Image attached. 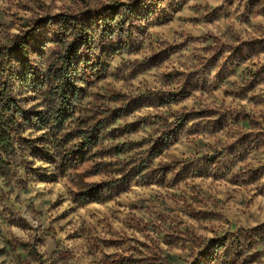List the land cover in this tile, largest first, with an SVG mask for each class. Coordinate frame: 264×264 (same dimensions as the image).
Returning <instances> with one entry per match:
<instances>
[{
  "label": "rangeland",
  "instance_id": "1",
  "mask_svg": "<svg viewBox=\"0 0 264 264\" xmlns=\"http://www.w3.org/2000/svg\"><path fill=\"white\" fill-rule=\"evenodd\" d=\"M130 1L0 0V49L34 31V46L39 51L33 50L30 58L42 78V65L49 63V55L64 43L73 44L72 32L55 24L63 15L78 14L85 5L100 8ZM170 10L173 16L165 23H150L140 52L111 56L104 75L94 77L92 69L98 59L109 58L108 39L95 36L98 50L80 46L81 55L92 56V62L85 65L87 76L79 83L84 93L58 131L53 124L40 123L39 115L48 113L47 87L40 92L30 89L19 70L9 82L8 95L19 113L13 133L15 155L0 161V264H204L205 252L226 237L230 228L264 225V144L243 155L229 171L202 176L195 171V163L217 145L216 139L221 138L217 134L207 139L195 133L184 135L153 160L152 168L159 172L153 173L151 181H134L105 202H75L84 184L114 179V165H102L94 172L99 163L114 162V141H141L154 133L151 122L157 120L153 118L175 117L183 108L223 101L224 89L215 93L209 89L203 99L195 94L164 107L154 99L171 89L168 74L195 64L205 46L202 39L263 43L239 71L259 70L262 79L236 104L264 123V0H177ZM167 45L183 50L162 64L148 63L154 52ZM233 98H226L227 105ZM124 105L129 106L126 120L104 124L106 138L93 150L98 158L77 169L60 171L65 151L73 150L69 147L78 142L62 144L64 135ZM118 124L134 133L121 136V131L114 132ZM166 168L170 172L163 178ZM261 259L264 251L252 264ZM252 261L247 256L243 260L245 264ZM237 263L234 256L219 261Z\"/></svg>",
  "mask_w": 264,
  "mask_h": 264
},
{
  "label": "trees",
  "instance_id": "2",
  "mask_svg": "<svg viewBox=\"0 0 264 264\" xmlns=\"http://www.w3.org/2000/svg\"><path fill=\"white\" fill-rule=\"evenodd\" d=\"M173 1L177 0H131L129 3H117L114 6L100 8L85 5L84 10L78 14L63 15L55 24L65 27L66 33L72 32L74 41L73 44H62L59 51L49 55V63L42 65L44 69L42 78L39 77L42 76V72L32 67L30 58L33 50L39 51L34 46L36 35L34 31L27 33L20 40H14L9 48L2 47L0 49V161L5 162L6 158L14 156L16 152L13 133L16 131L15 116L18 115L19 109L15 100L8 95V85L9 82H13L18 70L22 72V80L35 92L47 87L48 113L45 117L39 115V119L43 126L53 124L52 128L58 131L70 119L78 97L84 93L79 83L87 76L85 65L92 62V56L81 55L80 46L98 50L93 41L95 36L100 34L102 38L108 39L111 44L108 51L106 50L110 52L109 58L98 59L92 69L94 77L104 75L111 56L115 58L118 54H134L144 48L147 40L145 35L148 33L150 23L153 21L161 25L168 21L173 16L170 10ZM209 39L200 40L205 46L202 53L197 55L195 64L187 68L174 69L168 74L171 89L163 94H157L154 99L158 101L157 106L164 107L178 104L195 94H199L200 99H203L209 89L210 93L224 89L223 101L220 104L213 101L190 110L183 108L175 117L162 115L163 118L161 116L157 119L153 118L157 120L151 122V125L156 127L154 133L141 141L129 139L124 142L114 141L112 147L114 162L99 163L94 170L98 173L102 165H114V170H111L114 179L101 184H84L81 192L76 194L75 202L83 205L105 202L114 198L120 190L134 181H151L153 173L159 172L152 168L153 160L184 135L195 133L202 139H207L208 136L215 138L216 134L221 135L220 139H216L217 145L211 147L210 152L203 154L195 163L198 167L195 171L199 170L202 176L214 171L216 176L217 173L227 172L243 155L261 149L264 144V123L255 114L236 104V100L245 99L247 92L256 89V85L262 79L259 70L245 71L248 74L239 71L253 58L254 51L262 49L263 43L231 44L216 38L209 42ZM176 49L178 48L169 45L162 47L150 56L148 63L162 64L173 54L183 50V48H179L178 51ZM232 77L236 78L235 81ZM231 97H234L233 101L227 105L226 98ZM128 108L129 106L124 105L114 110H107L105 118L93 120L94 122L89 126L83 122L79 127L67 132L62 144L78 142L69 147L73 150L65 151L66 157L61 158L59 170L65 173L98 158L99 153L93 150L106 138L107 127L104 124L110 121L111 124H116L126 120L129 116ZM126 128L123 129L122 124H118L114 126V132L121 131L120 135L126 137L134 133L131 130L126 132ZM169 172V168L164 169L161 177H166ZM210 247L205 252L207 263L204 264H219L220 260L228 256H234L238 261L237 264H245L243 260H246L247 256L254 260L249 262L252 264L256 259H260L264 251V225L237 231L230 228L226 237L216 240ZM258 261V264H264V260Z\"/></svg>",
  "mask_w": 264,
  "mask_h": 264
}]
</instances>
